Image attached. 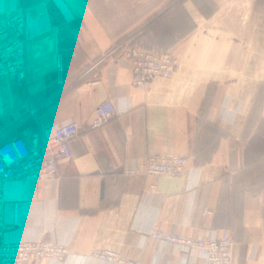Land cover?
<instances>
[{"label":"crops","instance_id":"crops-1","mask_svg":"<svg viewBox=\"0 0 264 264\" xmlns=\"http://www.w3.org/2000/svg\"><path fill=\"white\" fill-rule=\"evenodd\" d=\"M168 1L0 0V20L20 7L28 17L27 77L1 84L0 140L22 135L31 143L64 121L80 125L57 177L3 186L5 240L68 248L63 261L26 264H203L198 252H176L152 232L208 238L212 229L232 234L234 219L232 264H264V178L259 189L239 178L253 163L246 120L264 94V0H205L211 10L198 0L164 7ZM146 21L166 32L161 46L178 67L141 88L132 85L129 61L109 52L126 27ZM106 99L115 117L87 131ZM158 153L188 156L184 173L125 174ZM106 251L118 259L96 255Z\"/></svg>","mask_w":264,"mask_h":264},{"label":"built area","instance_id":"built-area-1","mask_svg":"<svg viewBox=\"0 0 264 264\" xmlns=\"http://www.w3.org/2000/svg\"><path fill=\"white\" fill-rule=\"evenodd\" d=\"M27 12L22 7L0 20V89L2 82L11 78L23 84L27 77ZM120 52L127 59L132 71V85L145 88L155 78L171 76L178 67V58L172 49H157L132 44L118 43L110 54ZM62 70V67L58 68ZM116 115L112 99L98 104L94 118L86 125L92 131L106 125ZM80 133V125L75 120L64 121L50 129L41 130L29 143L22 135H13L0 140V264H26L39 259L63 261L68 248L54 240L9 241L2 236L3 186L9 181L21 179H50L58 175V164L73 155L72 141ZM189 157L176 154H152L142 161L124 169L125 174L147 175L156 178L179 177L187 166ZM156 184H151L153 189ZM152 191V190H151ZM152 236L161 244L172 246L174 251H182L193 256L198 252L203 264H232L234 238L227 228L212 229L208 238H195L156 229ZM109 260L118 259L111 251L96 253ZM124 262V260H119ZM128 264H139L130 261ZM188 264H195L189 261Z\"/></svg>","mask_w":264,"mask_h":264},{"label":"rangeland","instance_id":"rangeland-1","mask_svg":"<svg viewBox=\"0 0 264 264\" xmlns=\"http://www.w3.org/2000/svg\"><path fill=\"white\" fill-rule=\"evenodd\" d=\"M200 5L202 7H207L211 10V7L205 0H198ZM179 0H169L164 4V7L172 6L173 4H178ZM179 17L181 18L182 22H186L185 16H183L182 13L179 14ZM152 18L148 21H150ZM156 21V20H154ZM147 22V21H146ZM144 23L142 25H138L135 27H126L127 31L122 35L121 38H119L118 42H124L129 41L132 44H139L142 46H148V47H162L161 44L165 45V42L167 41L165 38L166 32H163V35H160V37L157 32L159 29L160 24H154L155 22H152L151 28L149 29L150 25ZM187 24V23H186ZM189 28V26H186ZM186 27H182L185 29ZM151 41L157 42V44L150 43ZM264 101V94L263 92L260 94L259 99L257 100L256 104L252 107L251 112L249 113V116L246 120L245 124V132L246 136L249 138L252 135V138L248 140V149H252V151L249 153L251 158L253 159V163L251 166H249V169L245 171V176L241 174L242 176L239 177L240 179H247L251 180L253 183V187L259 189L260 186H257L256 182L260 178H264V159L260 160V151L264 150V139L261 140V135L264 136V119L261 114V108H262V102ZM244 176V177H243ZM238 178V179H239ZM240 219H234L232 228V236L235 238V233H233L236 229L237 233H239L240 230ZM239 234H237L238 236Z\"/></svg>","mask_w":264,"mask_h":264},{"label":"trees","instance_id":"trees-1","mask_svg":"<svg viewBox=\"0 0 264 264\" xmlns=\"http://www.w3.org/2000/svg\"><path fill=\"white\" fill-rule=\"evenodd\" d=\"M151 28V25H150V27H149V29ZM150 43H152V44H157V42H155V41H151ZM139 45V44H138ZM142 46V45H141ZM145 47H148V46H145ZM152 47H155V46H152ZM155 48H157V49H164V48H160V47H155ZM164 50H167V49H164Z\"/></svg>","mask_w":264,"mask_h":264}]
</instances>
